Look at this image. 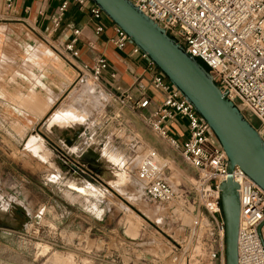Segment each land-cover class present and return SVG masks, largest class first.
<instances>
[{
  "label": "rangeland",
  "instance_id": "rangeland-1",
  "mask_svg": "<svg viewBox=\"0 0 264 264\" xmlns=\"http://www.w3.org/2000/svg\"><path fill=\"white\" fill-rule=\"evenodd\" d=\"M34 95L25 103L41 117L48 102ZM117 102L79 72L50 113L27 115L29 128L13 113L5 128L0 120V264H141L140 255L167 264L168 237L184 232L172 209L143 198L136 171L154 150L174 153L164 173L173 187L188 188L195 173L143 123L145 109Z\"/></svg>",
  "mask_w": 264,
  "mask_h": 264
},
{
  "label": "built area",
  "instance_id": "built-area-1",
  "mask_svg": "<svg viewBox=\"0 0 264 264\" xmlns=\"http://www.w3.org/2000/svg\"><path fill=\"white\" fill-rule=\"evenodd\" d=\"M69 1L82 6L87 0H65L52 17L56 31L65 15ZM144 16L161 28L166 36L183 51L202 64L212 82L239 110L264 141V0H126ZM9 5V3H8ZM96 22L107 18L95 5L89 10ZM111 23V22H110ZM115 47L131 53L147 63L149 83L162 94L160 106L143 123L181 160L195 172L189 187H173L164 173L170 162L149 150L140 160L136 171L142 183V196L151 204L166 205L174 212V224L183 230V237H168L167 264H225V229L221 217L219 186L227 179V159L213 137L210 128L193 107L181 96L147 56L129 40L127 35L111 23ZM102 27L97 24L94 35ZM74 39L63 46L67 58L77 60L79 52ZM108 70L107 60L99 56L90 69L80 71L94 82L101 83ZM114 79L115 75L110 74ZM118 104L146 109L150 99L135 100L122 93ZM187 125L185 138L179 142L169 134L167 122L175 117ZM231 178L237 184L239 201L237 231V264H264V191L235 166ZM188 215L186 222L184 217ZM135 245V244H134ZM135 248L139 249L138 244ZM141 255V264L152 263ZM159 263V262H158ZM161 264V263H160Z\"/></svg>",
  "mask_w": 264,
  "mask_h": 264
},
{
  "label": "crops",
  "instance_id": "crops-1",
  "mask_svg": "<svg viewBox=\"0 0 264 264\" xmlns=\"http://www.w3.org/2000/svg\"><path fill=\"white\" fill-rule=\"evenodd\" d=\"M64 1L0 0V120L4 128L5 120L9 121L12 113L18 115L16 125L26 128H29L28 114L31 115L30 123L40 121L71 88L79 72L90 69L99 56L108 63L101 84L114 91L117 98L128 93L135 100L150 99L145 112L147 117L152 115L163 97L150 86L146 61L133 55L130 46L122 51L115 47L110 21L92 19L89 10L94 4L90 0L82 6L69 1L61 25L53 31L52 17ZM97 24L102 32L94 35ZM74 31L79 32L74 44L79 52L77 60L66 59L63 53V46L74 39ZM56 58L62 59V64L55 62ZM110 74L115 78L111 79ZM88 83L89 93L86 94L90 95L95 86L90 81L85 86ZM34 94L41 100V107L42 102H48L41 117H36L25 103L28 96ZM101 97L104 99V95ZM166 127L179 142L184 140L187 131L184 119L177 116L167 122ZM161 157L175 162L172 151Z\"/></svg>",
  "mask_w": 264,
  "mask_h": 264
},
{
  "label": "water",
  "instance_id": "water-1",
  "mask_svg": "<svg viewBox=\"0 0 264 264\" xmlns=\"http://www.w3.org/2000/svg\"><path fill=\"white\" fill-rule=\"evenodd\" d=\"M160 71L208 125L227 159V179L219 186L225 229V264H237L239 201L231 178L239 167L264 191V141L209 74L165 32L126 0H90ZM264 221L257 228L260 229Z\"/></svg>",
  "mask_w": 264,
  "mask_h": 264
},
{
  "label": "bare ground",
  "instance_id": "bare-ground-1",
  "mask_svg": "<svg viewBox=\"0 0 264 264\" xmlns=\"http://www.w3.org/2000/svg\"><path fill=\"white\" fill-rule=\"evenodd\" d=\"M37 83V82H36ZM88 93H89V87H88ZM91 93V92H90ZM91 95V94H90ZM92 98V97H91ZM47 109V108H46ZM57 119V118H56ZM255 123V122H254ZM63 125H61V127H62ZM67 127V126H66ZM69 128V127H68ZM67 129V128H66ZM60 130H61V128L59 129V132H60ZM64 132V131H63ZM61 133V132H60ZM60 135V134H59ZM67 137V136H66ZM65 138V137H64ZM125 176H126V174H125ZM122 178V177H121ZM134 181V180H133ZM135 184V183H134ZM134 232H135V228L133 227V229H132V227H128V233L129 234H134Z\"/></svg>",
  "mask_w": 264,
  "mask_h": 264
},
{
  "label": "trees",
  "instance_id": "trees-1",
  "mask_svg": "<svg viewBox=\"0 0 264 264\" xmlns=\"http://www.w3.org/2000/svg\"><path fill=\"white\" fill-rule=\"evenodd\" d=\"M199 65L206 71L205 67L202 64L199 63Z\"/></svg>",
  "mask_w": 264,
  "mask_h": 264
}]
</instances>
